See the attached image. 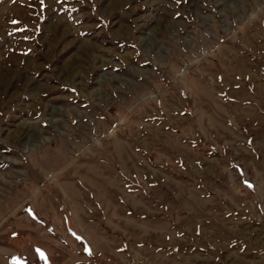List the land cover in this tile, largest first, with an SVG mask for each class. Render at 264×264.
Masks as SVG:
<instances>
[{"label":"rangeland","instance_id":"374dc122","mask_svg":"<svg viewBox=\"0 0 264 264\" xmlns=\"http://www.w3.org/2000/svg\"><path fill=\"white\" fill-rule=\"evenodd\" d=\"M0 264H264V0H0Z\"/></svg>","mask_w":264,"mask_h":264}]
</instances>
